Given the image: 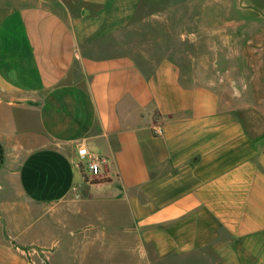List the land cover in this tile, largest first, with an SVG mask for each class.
<instances>
[{"label":"crops","instance_id":"obj_1","mask_svg":"<svg viewBox=\"0 0 264 264\" xmlns=\"http://www.w3.org/2000/svg\"><path fill=\"white\" fill-rule=\"evenodd\" d=\"M185 1L0 0V264H264L259 69L197 19L136 37Z\"/></svg>","mask_w":264,"mask_h":264},{"label":"rangeland","instance_id":"obj_2","mask_svg":"<svg viewBox=\"0 0 264 264\" xmlns=\"http://www.w3.org/2000/svg\"><path fill=\"white\" fill-rule=\"evenodd\" d=\"M144 1L147 3L148 9H152L154 15L162 13L163 5L166 3L177 2V0ZM192 1L195 2V11L192 12L194 17L186 16L187 26L185 28H175L173 20L168 21L165 24L166 26L153 21V23L143 26L141 24V26L137 27L135 31L136 37L139 40H144L146 37L153 40L159 39L161 36L170 37L173 35L172 30L174 29L176 34L180 32L179 30L191 31L193 29L202 34V27H199L206 24L210 27V30H215L217 35H227L228 42L224 46V50L230 57L239 50L246 52L247 57L244 55V58H242L241 68L248 72L249 75L255 72L254 69H259L257 78L262 89H264V75L262 74L264 72L262 71L264 69V55L260 56V58L257 57L259 52L264 51V0H186L185 3ZM208 5H211V7H208ZM196 19L201 25H198ZM124 37L126 39L129 37L128 31L124 33ZM238 37L241 38V42L237 39ZM167 45L171 46V43H167ZM162 47L163 44L161 43L154 44V50H160ZM187 48L188 46H186ZM122 51H124L123 47ZM226 62L230 64L231 60L227 59ZM246 62L247 64H245ZM59 233L55 236H50L47 242L48 247L52 249L51 251L63 247L66 242V230L61 227ZM40 253L45 260L48 259L47 252Z\"/></svg>","mask_w":264,"mask_h":264},{"label":"built area","instance_id":"obj_3","mask_svg":"<svg viewBox=\"0 0 264 264\" xmlns=\"http://www.w3.org/2000/svg\"><path fill=\"white\" fill-rule=\"evenodd\" d=\"M156 132L161 133L162 129L159 128ZM77 154L79 166L82 167L84 172H87L89 179L98 176L102 171L103 165L108 161L106 156L91 151L87 145H80ZM38 253L36 251L34 254Z\"/></svg>","mask_w":264,"mask_h":264}]
</instances>
